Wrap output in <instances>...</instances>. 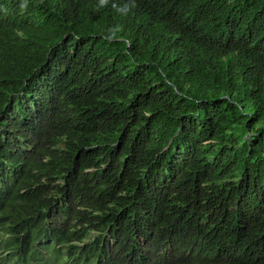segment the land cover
I'll return each instance as SVG.
<instances>
[{"label":"trees","instance_id":"16d2710c","mask_svg":"<svg viewBox=\"0 0 264 264\" xmlns=\"http://www.w3.org/2000/svg\"><path fill=\"white\" fill-rule=\"evenodd\" d=\"M0 264H264V0H0Z\"/></svg>","mask_w":264,"mask_h":264}]
</instances>
